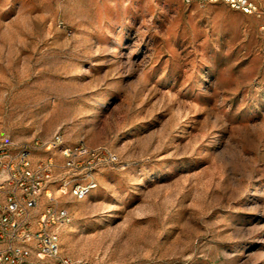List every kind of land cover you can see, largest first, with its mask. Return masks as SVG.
I'll use <instances>...</instances> for the list:
<instances>
[{"label": "rangeland", "instance_id": "obj_1", "mask_svg": "<svg viewBox=\"0 0 264 264\" xmlns=\"http://www.w3.org/2000/svg\"><path fill=\"white\" fill-rule=\"evenodd\" d=\"M248 1L0 0V141L61 132L117 155L84 199L58 193L73 260L264 264V0Z\"/></svg>", "mask_w": 264, "mask_h": 264}, {"label": "built area", "instance_id": "obj_2", "mask_svg": "<svg viewBox=\"0 0 264 264\" xmlns=\"http://www.w3.org/2000/svg\"><path fill=\"white\" fill-rule=\"evenodd\" d=\"M193 1L255 9L248 0H185ZM49 149L59 150L63 164L53 155L34 157L36 150ZM116 161L117 155L105 147L68 145L61 132L21 143L1 140L0 264H82L61 250L59 231L72 215L58 206V193L84 199L97 186V170Z\"/></svg>", "mask_w": 264, "mask_h": 264}]
</instances>
